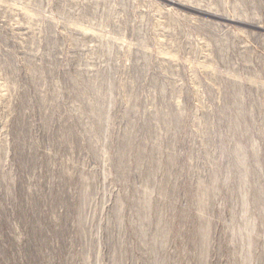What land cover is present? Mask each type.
Returning <instances> with one entry per match:
<instances>
[{"label":"rangeland","instance_id":"1","mask_svg":"<svg viewBox=\"0 0 264 264\" xmlns=\"http://www.w3.org/2000/svg\"><path fill=\"white\" fill-rule=\"evenodd\" d=\"M0 264H264V0H0Z\"/></svg>","mask_w":264,"mask_h":264}]
</instances>
